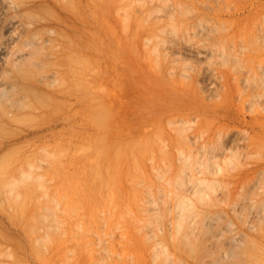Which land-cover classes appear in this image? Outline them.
I'll use <instances>...</instances> for the list:
<instances>
[{"label":"rangeland","instance_id":"374dc122","mask_svg":"<svg viewBox=\"0 0 264 264\" xmlns=\"http://www.w3.org/2000/svg\"><path fill=\"white\" fill-rule=\"evenodd\" d=\"M210 263L264 264V0H0V264Z\"/></svg>","mask_w":264,"mask_h":264},{"label":"bare ground","instance_id":"6f19581e","mask_svg":"<svg viewBox=\"0 0 264 264\" xmlns=\"http://www.w3.org/2000/svg\"><path fill=\"white\" fill-rule=\"evenodd\" d=\"M221 229H222V228H221ZM218 233H219V232H218ZM233 239H234V238H233ZM234 240H235V239H234ZM234 240L232 241V239H231V242H234ZM227 241H228V239L226 240V244H228ZM235 241H236V240H235ZM231 245H232V243H231ZM232 247H233V245H232ZM220 252H221V251H220ZM229 252H230V251H229ZM223 255H224V254H223ZM225 256H226V255H225ZM219 258H221V257H219ZM216 259H217V257H216ZM205 262H206V261H205ZM205 262H204V263H205ZM210 262H211V260H210ZM218 262H219V261H218ZM211 263H212V262H211ZM211 263H210V264H211Z\"/></svg>","mask_w":264,"mask_h":264}]
</instances>
